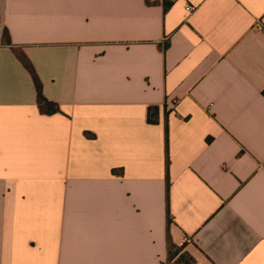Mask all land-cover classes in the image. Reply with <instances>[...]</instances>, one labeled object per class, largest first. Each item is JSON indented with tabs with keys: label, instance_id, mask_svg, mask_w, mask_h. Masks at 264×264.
I'll return each instance as SVG.
<instances>
[{
	"label": "crops",
	"instance_id": "crops-1",
	"mask_svg": "<svg viewBox=\"0 0 264 264\" xmlns=\"http://www.w3.org/2000/svg\"><path fill=\"white\" fill-rule=\"evenodd\" d=\"M0 26V264H163L167 237L264 264V0H0Z\"/></svg>",
	"mask_w": 264,
	"mask_h": 264
},
{
	"label": "trees",
	"instance_id": "trees-1",
	"mask_svg": "<svg viewBox=\"0 0 264 264\" xmlns=\"http://www.w3.org/2000/svg\"><path fill=\"white\" fill-rule=\"evenodd\" d=\"M7 38V34L3 32V37ZM12 51L14 52L16 58L19 60V62L23 65V67L27 70V72L30 74L31 79L33 81V85L36 91V104L40 111V113L45 115H50L59 112V107L57 104L47 100L41 91V83L35 74V71L33 67L31 66L30 62L27 60L25 55L19 51L16 48L12 47ZM262 95H264V91H262ZM147 123L149 124H155L157 122V107L150 106L147 108V117H146ZM168 154H167V139H166V158H165V166L166 171L168 169ZM167 187H168V181ZM170 224V218L169 214L167 212V228ZM167 257L166 261H174V264H196L193 258L186 252H182V246H175L173 245L168 237H167Z\"/></svg>",
	"mask_w": 264,
	"mask_h": 264
},
{
	"label": "built area",
	"instance_id": "built-area-1",
	"mask_svg": "<svg viewBox=\"0 0 264 264\" xmlns=\"http://www.w3.org/2000/svg\"><path fill=\"white\" fill-rule=\"evenodd\" d=\"M186 10L188 11V12H192L193 11V7H191V6H187L186 7ZM255 27L256 28H260L261 27V23L260 22H255ZM0 34H1V26H0ZM190 241V239L189 238H187V237H185L184 239H183V243H188Z\"/></svg>",
	"mask_w": 264,
	"mask_h": 264
},
{
	"label": "rangeland",
	"instance_id": "rangeland-1",
	"mask_svg": "<svg viewBox=\"0 0 264 264\" xmlns=\"http://www.w3.org/2000/svg\"><path fill=\"white\" fill-rule=\"evenodd\" d=\"M163 264H174V261L170 260V261H165Z\"/></svg>",
	"mask_w": 264,
	"mask_h": 264
}]
</instances>
